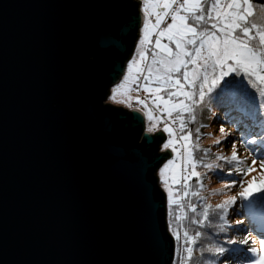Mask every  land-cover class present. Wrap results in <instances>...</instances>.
Wrapping results in <instances>:
<instances>
[{"label":"water","instance_id":"1","mask_svg":"<svg viewBox=\"0 0 264 264\" xmlns=\"http://www.w3.org/2000/svg\"><path fill=\"white\" fill-rule=\"evenodd\" d=\"M140 0H0V264H173L171 152L105 103Z\"/></svg>","mask_w":264,"mask_h":264},{"label":"snow or ice","instance_id":"2","mask_svg":"<svg viewBox=\"0 0 264 264\" xmlns=\"http://www.w3.org/2000/svg\"><path fill=\"white\" fill-rule=\"evenodd\" d=\"M140 8L142 27L136 55L128 63L123 81L112 90L111 99L128 107L135 100L147 119L146 131L162 129L168 135L162 147L175 156L167 159L158 173L167 193L166 215L170 218L167 223L174 238L176 264H198L205 252L222 256L238 251L224 244L247 245L241 251L251 253L253 258L248 264H264V239L250 241L245 236L238 240L228 238L216 245L201 243L208 236L204 229L226 233L233 227L227 217L238 199L230 196L223 203L210 204L202 195L207 190L204 183L207 171L222 172L219 162L223 161L231 166L228 175L236 170L243 180L254 169L238 167L245 162L238 155L235 143H231L230 157L217 153L213 161L206 162L211 150L200 147V128L204 125L194 129L195 138L189 127L196 123L197 113L206 99L214 98L241 111L256 107L259 99V108L264 109V3L140 0ZM140 92L144 93L143 98ZM220 132L224 134L225 129L221 127ZM215 143L221 144V140ZM196 152L201 155L197 157ZM198 167L207 171L202 174ZM192 177L196 178L195 185L189 183ZM237 183L232 181L225 187L230 189ZM240 187L239 199L250 201L246 204L250 211L258 203L255 198L264 196V176L259 182L255 178L248 181L247 187L240 183ZM210 194L223 192L213 190ZM242 223L235 221L236 225Z\"/></svg>","mask_w":264,"mask_h":264},{"label":"rangeland","instance_id":"3","mask_svg":"<svg viewBox=\"0 0 264 264\" xmlns=\"http://www.w3.org/2000/svg\"><path fill=\"white\" fill-rule=\"evenodd\" d=\"M142 27V26H141ZM141 35V32H140ZM139 35V36H140ZM138 42L139 39L137 40L132 55L128 61V63L130 62V60L136 55V48L138 47ZM127 63V65H128ZM127 66L125 69V73L123 74L122 78L120 81H117L116 83H114L110 89V92L108 94L107 99L105 100V103L110 102V104L113 105H117V106H122L124 108H128L131 109V107H128L126 104H122V103H116L111 99V95H112V90L118 85L120 84L123 79L124 76L127 75ZM133 96L137 95L136 93L132 94ZM139 95L141 96V98H143L144 93L140 92ZM259 100H257L256 102V107L253 108L254 110V117L252 119H248L247 122H252L255 126V128L253 129V131H251V133H246V129H249L248 127L250 125H245V123L242 124L243 127L245 128H238L236 127V125L234 123H232L230 120L231 118L228 116H225V114L223 113V111L221 109H219L217 102L214 99H211L208 101V104L204 105V107L199 111V114L197 113V116L199 118L198 122V126L200 125H204V127L200 128V132H201V137H200V147L202 149H210V153L208 155V157L206 158V160L208 161H213L215 159V154L220 153L223 154L225 156H231V152H232V148H231V143H235L236 144V150L238 155L240 156V158L242 160H244V165H241L243 167H252L254 170L250 173H247L246 175H244V187H247V182L248 181H252L254 178L256 179L257 182L260 181L261 177L264 176V167H262V165H264V142L262 143H258L257 146H255L254 148H252V146L250 145V143L252 142V140H254L255 137H260V129L258 131H255V129H257V127H263L264 128V109L259 108ZM138 106L140 109L141 106L138 105V103L133 100L132 101V107L133 106ZM143 111V110H142ZM144 114V113H143ZM260 125V126H258ZM197 126V127H198ZM148 127V122L147 119L145 117V131ZM221 127H223L225 129V133L222 134L220 132ZM196 128V127H195ZM162 130V129H161ZM159 131V130H158ZM157 132V131H155ZM153 132V133H155ZM248 132V130H247ZM152 133V134H153ZM166 138L164 140L163 143L167 142L168 139V135L167 133H165ZM229 136V137H228ZM243 137H246L245 139ZM193 138H195V132H194V136ZM223 138V139H222ZM221 140V144H215L216 140ZM163 143L161 145V150H163ZM168 151V150H167ZM170 151V150H169ZM262 155L259 158H256L255 156H253L255 153L257 152H262ZM199 154L201 155L200 152H196V155ZM175 156L174 153L171 154L170 158H173ZM253 161H255V163L253 164ZM166 161H164L159 168H161L163 166L164 163H166ZM156 171V175L159 178V183L161 188L164 189L162 181L159 177V173L158 170ZM209 176L211 177H215V171H207V176L204 177V183L207 187V190L209 191V193L213 190H218V191H222L223 194L221 195H209L212 199L211 204L213 206L223 203L224 200L228 199L230 196H237V204L236 206L242 207V212L239 213L237 210H235V207L233 206L232 209L229 210L228 213V220L234 225L236 220H245L246 215L244 214V210H247V205L248 203H250V201H242L239 199V192L242 190V188L240 187V185H236L235 187H231L226 188L225 185L230 184L232 181H226V182H215V181H209ZM212 180H215L214 178ZM164 191L166 192V190L164 189ZM246 205V207L244 206ZM258 208H254L251 209L253 210V212H258L257 210ZM249 210V209H248ZM239 213V214H237ZM169 218V217H168ZM247 221V220H245ZM240 229H244V231H238L239 234L233 232V228H229L227 230H230L231 232V236L230 238H234L236 237V239H242L245 236H248L250 238V241L256 240L258 241L259 239H264V237H260L257 236L256 234H254V228L247 227L246 224H243L242 227H240ZM170 231V230H169ZM224 246H227V244H224ZM257 247H259V245H256ZM239 247L243 250L246 249L248 246L247 245H239ZM245 255H242V253L238 254L235 258L230 259L231 257L228 256H224V259L221 260L224 263L223 264H248V261L250 259H252V255L251 253H246L244 252ZM176 258V257H175ZM175 261V259H174ZM173 261V264H174Z\"/></svg>","mask_w":264,"mask_h":264},{"label":"trees","instance_id":"4","mask_svg":"<svg viewBox=\"0 0 264 264\" xmlns=\"http://www.w3.org/2000/svg\"><path fill=\"white\" fill-rule=\"evenodd\" d=\"M257 2L258 3H264V0H257ZM126 74H127V72H126ZM217 91H219V90H217ZM212 95H213V97H215L216 96V93L214 92ZM214 100L217 102L219 109H221L223 111V113L225 114V116H228V117L231 118L230 121L232 123H234L236 125V127L242 128L243 127L242 124L245 123V125H247V124L250 125L248 127L249 129H246L245 127H243V128L246 129V133L249 134V133H251V131H253V129L255 128L254 124L252 122H247L248 119H252L254 117V110H253V108L251 110H247V108H245L244 110L241 111V110H237L235 108L229 107L226 104H222V103H220L216 99H214ZM208 101L209 100L206 99L205 105L208 104ZM259 102H260V100H259ZM203 107H204V105H201L200 110ZM199 111H198V114H199ZM198 120H199V118L197 116L196 123L189 125V127L191 129H193V132H194L195 127H197L198 124H199ZM258 126H260V125H258ZM259 129H260V132H261L260 133V137L258 136L256 138H254V140H252V142L250 143V145L252 146V148H254L255 146H257L258 143L264 142V128L260 126V127H257V129H255V131H258ZM247 130H248V132H247ZM243 138L245 139L246 137H243ZM262 153H263V151L262 152H257L253 156H255L256 158H259L262 155ZM196 156L199 157L200 155L197 154ZM206 162H210V161L209 160L208 161L206 160ZM219 163L223 166V171L221 172L219 169H214L213 172L215 171V177H212V176L210 177L209 176V181H211V183H212V181H215V182H226L227 180L228 181H230V180L231 181H238L237 185H240V183H244L243 182L244 181V176H243V180H241V177L239 175H237L236 170H233L232 174L231 175H228V170H229V168L231 166L225 164L223 161H220ZM238 167H243V166H238ZM197 171H199V172H201L203 174L207 170L206 169H203L201 167H198L197 168ZM220 177H222V178H220ZM213 178L215 180H212ZM189 183L191 185H195L196 184V178L195 177H192L191 180L189 181ZM216 191H218V190H216ZM208 194L210 195V193H209L208 190H205V191L202 192V195H204L205 197H207L208 198V202L211 204L213 198H211ZM255 199H256V201L258 203H257V205L254 206V208L264 209V196L258 195ZM192 200H193L194 203H197L199 205L200 202L197 201L195 197H192ZM235 206L236 205H234V207ZM235 210H237L239 213H241L242 212V207H239L238 208L236 206L235 207ZM260 212L262 213L261 214L262 215V218H264V211H260ZM244 214L246 215L245 220H247V221H245V220L243 221V219H242V221H243L242 224H240V225H236V224L233 225L232 224L233 227H231V228H233V230H234L233 232H235L236 234L237 233L239 234V232L237 231V229H240V227H242V225L246 223L249 227L251 226L252 228H254V230L256 232H258L259 234H261V235L264 236V219H263L262 222H258L257 218L255 217V214H254L253 210H250V211L248 209L247 210H244ZM168 219H170V218H168ZM204 231H206L208 233V236L206 238H204L202 240V242H201V243H204V244L216 245L218 243H223L226 239L230 238V236H231L230 230H227L226 233H217L213 229H204ZM232 239H236V237H234ZM225 247L229 248L230 250L231 249H238V251L225 253L222 256H213L211 253L205 252L203 254V257L202 258H199V253H197L196 255L199 258L198 259V264H207V262H209V261H214L215 264H223L224 262L221 261V260L224 259V256L225 255L226 256L229 255L231 257L230 259H233L238 254L242 253L241 248L239 246H237V245H228L227 244V246H225ZM242 255H244V254H242ZM174 264H176V258H175Z\"/></svg>","mask_w":264,"mask_h":264},{"label":"bare ground","instance_id":"5","mask_svg":"<svg viewBox=\"0 0 264 264\" xmlns=\"http://www.w3.org/2000/svg\"><path fill=\"white\" fill-rule=\"evenodd\" d=\"M255 214V217H257V218H260V217H262V213L261 212H255L254 213ZM246 224V223H245ZM247 225V224H246ZM247 227H249L248 225H247Z\"/></svg>","mask_w":264,"mask_h":264},{"label":"built area","instance_id":"6","mask_svg":"<svg viewBox=\"0 0 264 264\" xmlns=\"http://www.w3.org/2000/svg\"><path fill=\"white\" fill-rule=\"evenodd\" d=\"M143 15V14H142ZM141 26H142V23H141ZM131 109H138V110H140L139 108H138V106H133V107H131ZM141 111V110H140ZM142 112V111H141ZM143 113V112H142Z\"/></svg>","mask_w":264,"mask_h":264}]
</instances>
